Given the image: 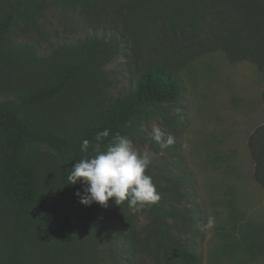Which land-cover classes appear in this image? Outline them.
Segmentation results:
<instances>
[{
    "label": "trees",
    "instance_id": "obj_1",
    "mask_svg": "<svg viewBox=\"0 0 264 264\" xmlns=\"http://www.w3.org/2000/svg\"><path fill=\"white\" fill-rule=\"evenodd\" d=\"M112 2L0 0V69L9 59L53 62L57 66L37 86L17 93L13 105L0 101V155L6 179L2 194L16 221L15 229H7L0 239V264H34L36 260L38 264H99L98 241L112 244V264H128L122 254L137 255L141 232L137 215L146 209L152 221L142 246L159 264L200 262L193 244L185 240V230L179 228L190 210L188 206L178 209L183 199L179 189L186 188L193 201L198 197L195 186L188 185L191 182H181L189 176L174 175L163 168L152 179L159 201L136 212L128 208L127 202L118 206L109 200L106 207L81 204L76 193L82 192L85 185L68 184L67 176L76 161L95 155V136L104 129H109L110 135L102 141V150L117 132L136 138L152 117L164 115L179 121L181 117L171 109L183 101L186 92L179 71L194 59L222 49L231 62L250 61L264 73V0H127L126 6L123 4L128 11L126 19L131 23L133 20L129 39L142 67L127 91L115 97L104 94L111 87L104 68L123 54L124 47L106 29L74 43H61L48 55L40 53L35 43L20 38L19 24L37 27L38 19L50 6L68 11L79 6L98 12ZM163 27L176 39L189 41L178 47L166 45L161 58L153 60L150 55ZM206 27L211 31L209 38L219 48H202L200 34ZM147 53L150 55L145 59ZM88 81L94 96L82 99L83 115L72 129L60 130L34 118L37 109L80 92ZM262 100L264 103V84ZM84 140L90 141L87 152L81 151ZM248 147L255 161V179L264 188V124L250 135ZM45 153L53 154L65 165L63 173L56 176L62 181L59 190L40 171ZM118 218L123 222V231L114 228Z\"/></svg>",
    "mask_w": 264,
    "mask_h": 264
},
{
    "label": "rangeland",
    "instance_id": "obj_2",
    "mask_svg": "<svg viewBox=\"0 0 264 264\" xmlns=\"http://www.w3.org/2000/svg\"><path fill=\"white\" fill-rule=\"evenodd\" d=\"M124 3L126 6L127 0H113L106 10L98 12L79 6L71 11L50 6L38 19L37 27L24 22L19 24L20 38L35 43L41 48L40 53L48 55L61 43H74L106 29L108 35L120 39L124 47L123 54L104 68L111 83L104 94L118 96L127 91L131 79L136 78L142 67L139 53L136 49L133 51V42L129 39L133 20L131 23V19H126L128 11L124 9ZM170 33L166 27L162 28L156 39L157 46L154 45L151 55L145 54V59L149 55L153 60L160 59L166 45L178 47L189 41L178 40ZM200 35L204 50L219 48L209 38V27ZM212 53L194 59L179 71L186 92L183 101L171 109L181 119L175 121L164 115L152 117L132 141L139 154H148L147 170L150 172L147 173L152 179L165 168L168 173L189 176L190 179L181 180L182 184L191 182L188 185L198 190V197L193 201L186 188L183 191L180 188L183 199L177 207L190 208L179 228L185 230V240L191 242L200 255L199 264H264V188L255 179V161L248 147L250 135L264 124V81H261L264 73L250 61L231 62L222 49ZM56 67L53 62L7 60L0 69V101L13 105L17 93L37 86ZM89 87L88 81L80 92L40 107L34 118L60 130L72 129L82 118V99L94 96ZM155 128L163 133L164 142L168 136L173 137L172 146L160 148L153 138ZM164 163H168L167 167ZM64 170L65 165L56 156L43 155L40 171L54 181L56 190L62 188V181L56 176ZM5 180L0 155V239L7 229L16 227L15 218L3 200ZM137 217L138 229L142 232L138 236L139 249L135 257L123 252L124 261L128 264H159L142 246L152 221L151 212L140 210ZM122 224L118 218L114 228L123 231ZM96 243L99 264H112L114 255L109 249L112 244L109 241Z\"/></svg>",
    "mask_w": 264,
    "mask_h": 264
},
{
    "label": "clouds",
    "instance_id": "obj_3",
    "mask_svg": "<svg viewBox=\"0 0 264 264\" xmlns=\"http://www.w3.org/2000/svg\"><path fill=\"white\" fill-rule=\"evenodd\" d=\"M109 135V129L98 132L95 136V155L76 161L67 176L68 184L79 182L85 185L82 192L76 193L79 202L85 206L98 203L105 207L109 200L118 206L127 202L133 212L158 202L160 195L156 185L152 177L146 174L149 167L148 154H139L132 139L119 132L112 136L110 143L102 150L101 143ZM162 137L161 130L155 128L153 138L161 149L174 143L172 136H168L166 142ZM89 145V140L82 141L81 151L87 152ZM211 224L210 220L209 226Z\"/></svg>",
    "mask_w": 264,
    "mask_h": 264
},
{
    "label": "crops",
    "instance_id": "obj_4",
    "mask_svg": "<svg viewBox=\"0 0 264 264\" xmlns=\"http://www.w3.org/2000/svg\"><path fill=\"white\" fill-rule=\"evenodd\" d=\"M211 54H213V53H211ZM242 62V61H241ZM238 63V62H237ZM261 81H264V77L261 79ZM264 84V83H263Z\"/></svg>",
    "mask_w": 264,
    "mask_h": 264
}]
</instances>
